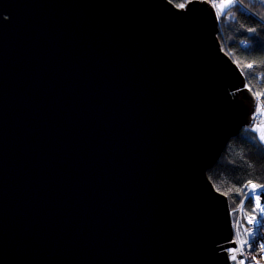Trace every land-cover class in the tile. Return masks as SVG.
I'll use <instances>...</instances> for the list:
<instances>
[{
    "label": "water",
    "instance_id": "water-1",
    "mask_svg": "<svg viewBox=\"0 0 264 264\" xmlns=\"http://www.w3.org/2000/svg\"><path fill=\"white\" fill-rule=\"evenodd\" d=\"M208 0H0V264H230L207 177L256 100Z\"/></svg>",
    "mask_w": 264,
    "mask_h": 264
},
{
    "label": "trees",
    "instance_id": "trees-1",
    "mask_svg": "<svg viewBox=\"0 0 264 264\" xmlns=\"http://www.w3.org/2000/svg\"><path fill=\"white\" fill-rule=\"evenodd\" d=\"M169 1L180 7L190 0ZM208 1L213 5V0ZM233 1L226 11L217 13V38L222 51L243 73L257 104L264 101V0ZM253 126L252 120L250 127L231 138L217 162L207 171L209 181L227 198L230 209L242 203L248 181L264 185V145L256 139ZM249 209L247 202L246 210Z\"/></svg>",
    "mask_w": 264,
    "mask_h": 264
},
{
    "label": "built area",
    "instance_id": "built-area-1",
    "mask_svg": "<svg viewBox=\"0 0 264 264\" xmlns=\"http://www.w3.org/2000/svg\"><path fill=\"white\" fill-rule=\"evenodd\" d=\"M256 123L262 122V115L254 112L252 119ZM256 183L248 181L244 186L245 196L241 204L230 209L232 224V241L235 246L229 248L230 264H238L243 260L244 264H264V185H257L253 192L252 185ZM259 197V207L256 197ZM249 203V210H246V203ZM241 242H246L241 248ZM241 248L240 251L233 252V249ZM232 255L237 257L236 261L231 259Z\"/></svg>",
    "mask_w": 264,
    "mask_h": 264
},
{
    "label": "rangeland",
    "instance_id": "rangeland-1",
    "mask_svg": "<svg viewBox=\"0 0 264 264\" xmlns=\"http://www.w3.org/2000/svg\"><path fill=\"white\" fill-rule=\"evenodd\" d=\"M234 4L233 0H213V6L217 13L221 14L226 11L230 6ZM255 112L262 115V122L256 123L253 126V129L256 131V139L264 145V140L261 139V136H264V101H257L255 106Z\"/></svg>",
    "mask_w": 264,
    "mask_h": 264
},
{
    "label": "snow or ice",
    "instance_id": "snow-or-ice-1",
    "mask_svg": "<svg viewBox=\"0 0 264 264\" xmlns=\"http://www.w3.org/2000/svg\"><path fill=\"white\" fill-rule=\"evenodd\" d=\"M180 7H184V5L182 4V5H180ZM249 67H251V65H249ZM261 139L264 140V136H261ZM257 187L258 186L255 185V184L252 185L253 192H255V190L257 189ZM260 187H264V186H260ZM256 200H257V206L259 207V197L258 196L256 197ZM261 211L264 212V209H261ZM244 243H246V242H241V248H242V246H243ZM241 248L233 249L232 251L233 252L240 251L241 252V255H243V252L241 251ZM231 259L233 261H236L237 260V257L235 255H232ZM238 264H244V261L241 260V261L238 262Z\"/></svg>",
    "mask_w": 264,
    "mask_h": 264
},
{
    "label": "clouds",
    "instance_id": "clouds-1",
    "mask_svg": "<svg viewBox=\"0 0 264 264\" xmlns=\"http://www.w3.org/2000/svg\"><path fill=\"white\" fill-rule=\"evenodd\" d=\"M254 113V112H253Z\"/></svg>",
    "mask_w": 264,
    "mask_h": 264
}]
</instances>
